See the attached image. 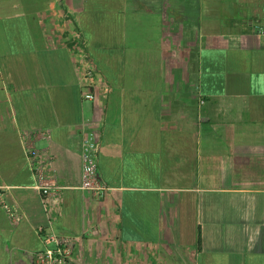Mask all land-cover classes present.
Listing matches in <instances>:
<instances>
[{"label": "crops", "instance_id": "1", "mask_svg": "<svg viewBox=\"0 0 264 264\" xmlns=\"http://www.w3.org/2000/svg\"><path fill=\"white\" fill-rule=\"evenodd\" d=\"M0 188V264H32L38 229L74 264H264V0H0Z\"/></svg>", "mask_w": 264, "mask_h": 264}, {"label": "built area", "instance_id": "2", "mask_svg": "<svg viewBox=\"0 0 264 264\" xmlns=\"http://www.w3.org/2000/svg\"><path fill=\"white\" fill-rule=\"evenodd\" d=\"M78 52L82 54L83 59H87L86 45L79 34L75 38ZM90 70L86 75H90ZM86 100H92L93 95L86 93L83 96ZM42 136V133L34 132L24 136V150L27 157L32 161V171L35 176L34 188L39 192L42 199H51L57 196L63 187L59 185L54 175L51 177H45L42 166L36 161L38 151L35 146L38 137ZM47 138L49 136L44 135ZM99 148L98 141L94 133L90 132L83 138L81 144V182L80 190L91 193L96 198H101L108 187L100 180L97 175V163L96 155ZM1 189V188H0ZM0 203L2 209L10 220L14 223L19 222L21 215L18 209L10 204L0 192ZM39 232H44L43 240L45 242V248L41 251L33 253L32 264H74L73 251L75 246V238L68 235H56L50 230L38 229Z\"/></svg>", "mask_w": 264, "mask_h": 264}, {"label": "rangeland", "instance_id": "3", "mask_svg": "<svg viewBox=\"0 0 264 264\" xmlns=\"http://www.w3.org/2000/svg\"><path fill=\"white\" fill-rule=\"evenodd\" d=\"M207 178V177H206Z\"/></svg>", "mask_w": 264, "mask_h": 264}]
</instances>
